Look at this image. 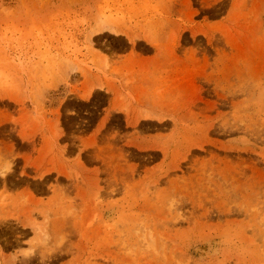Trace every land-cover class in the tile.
Segmentation results:
<instances>
[{
	"label": "rangeland",
	"instance_id": "1",
	"mask_svg": "<svg viewBox=\"0 0 264 264\" xmlns=\"http://www.w3.org/2000/svg\"><path fill=\"white\" fill-rule=\"evenodd\" d=\"M0 264H264V0H0Z\"/></svg>",
	"mask_w": 264,
	"mask_h": 264
},
{
	"label": "crops",
	"instance_id": "2",
	"mask_svg": "<svg viewBox=\"0 0 264 264\" xmlns=\"http://www.w3.org/2000/svg\"><path fill=\"white\" fill-rule=\"evenodd\" d=\"M161 79L164 80V81L166 80V78H164V77H162Z\"/></svg>",
	"mask_w": 264,
	"mask_h": 264
}]
</instances>
